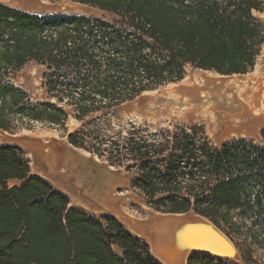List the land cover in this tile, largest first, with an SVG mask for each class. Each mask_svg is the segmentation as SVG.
<instances>
[{
  "label": "trees",
  "instance_id": "obj_1",
  "mask_svg": "<svg viewBox=\"0 0 264 264\" xmlns=\"http://www.w3.org/2000/svg\"><path fill=\"white\" fill-rule=\"evenodd\" d=\"M66 1L101 14L40 15L0 2V130L63 132L72 147L129 174L154 212L204 217L244 264L264 263V128L259 141L216 145L201 125L153 129L118 117L125 103L182 82L192 68L251 73L264 45V0ZM31 61L45 67L46 101L13 82ZM216 263L237 264L188 259ZM0 264L162 263L116 217L71 207L32 174L23 150L0 143Z\"/></svg>",
  "mask_w": 264,
  "mask_h": 264
},
{
  "label": "rangeland",
  "instance_id": "obj_2",
  "mask_svg": "<svg viewBox=\"0 0 264 264\" xmlns=\"http://www.w3.org/2000/svg\"><path fill=\"white\" fill-rule=\"evenodd\" d=\"M0 2L12 6L14 8L20 9L22 11L36 13L40 15L101 14L98 10H95L85 5H79L76 3L73 4L72 2L66 0H0ZM259 17L264 23V12L262 14H259ZM44 71V66H41L40 64L34 61H31L15 74V76L13 77V82L28 91L33 101H46L47 94L42 85ZM197 75L210 76L218 82L226 80L224 76L222 77L221 75L215 72H207L204 70L192 68L189 70L186 78L180 83H184L186 80ZM247 75H252L253 77H256L258 79L256 80V78H253L254 81L260 82L262 87V93L264 96V45L262 47V52L257 59L256 67L251 73ZM169 86L171 85L169 84L156 91L146 92L137 99L122 105L118 109V117L120 122L122 124L132 122L138 126L149 125L153 129L167 127L172 124H182L188 126L201 125L204 127L206 134L216 145H219L225 141L240 138L251 139L255 141L260 140V133L261 130L264 128V112H262V119H260L258 128H256L254 131L223 135L222 133L214 131V129L209 127L208 124L202 119L180 117L181 113L185 109V106L177 104L173 97L168 96L167 89ZM214 95L219 96L218 100H221L219 92H214ZM77 127L78 125L73 120L68 125L69 131H73ZM38 141H42L47 145L55 143L62 147V155L60 158L58 157L60 153L58 155L52 154L53 156H55L52 158H48V156H44V158H41V154L38 153L40 160L44 159L46 161H49L54 160L57 157L60 160H66V157L70 154L74 155V153L70 152L74 150L84 156L87 161L91 163L90 167L92 168V172L94 173V175H97L99 177H107V179L111 181L115 180L118 184L117 194H119L124 200V207L122 208V210L116 214H109L106 212H95L89 209H85L80 206L74 199H72L63 189L55 185L49 179L43 177L39 170V164L36 161V147L34 143ZM0 143L3 145H13L23 150L27 160L30 163L32 174L49 182L57 191L66 195L70 200L71 207L80 209L85 213L97 218H102L106 215L114 216L134 235L146 241L148 236L145 235L144 229L142 228L145 221L150 220L156 217L157 215H162L161 213H156L150 208H148L142 197L137 192L131 189L129 174H127L122 169L109 166V164H107L106 162L98 159L97 157L83 150L72 147L68 143L66 137H64L63 132L61 131L47 128L45 126H42L41 124H36L32 129L20 128L10 132L0 130ZM78 156L79 155L76 156L77 160L79 159ZM78 161L82 160L80 159ZM9 184L12 186L15 184H19V182L12 181ZM193 215L194 214L189 213V216ZM219 259L224 261H234L237 264H244L240 258V255L233 259ZM186 264H188L187 261Z\"/></svg>",
  "mask_w": 264,
  "mask_h": 264
},
{
  "label": "bare ground",
  "instance_id": "obj_3",
  "mask_svg": "<svg viewBox=\"0 0 264 264\" xmlns=\"http://www.w3.org/2000/svg\"><path fill=\"white\" fill-rule=\"evenodd\" d=\"M251 76H224L226 80L218 82L210 76L197 75L169 86L167 94L185 106L180 117L202 119L223 135L254 131L262 119L264 96L260 82ZM214 92L220 93L221 100ZM142 228L152 253L164 264H186L193 249L208 248L219 255L232 252L230 242L203 218L157 215L146 220Z\"/></svg>",
  "mask_w": 264,
  "mask_h": 264
},
{
  "label": "crops",
  "instance_id": "obj_4",
  "mask_svg": "<svg viewBox=\"0 0 264 264\" xmlns=\"http://www.w3.org/2000/svg\"><path fill=\"white\" fill-rule=\"evenodd\" d=\"M34 145L36 147V161L43 177L63 189L80 206L91 211L109 214H116L122 210L124 200L117 194L118 184L116 181L94 175L90 167L91 163L84 156L73 150L70 152L74 153L75 156L70 154L66 160H60L58 159L62 155L60 145L55 143L47 145L42 141H38ZM50 152L60 154L54 160L39 159L38 153L41 154V158H44V154ZM52 154L48 158L55 157ZM77 155H79L78 160L81 159L82 161L77 160Z\"/></svg>",
  "mask_w": 264,
  "mask_h": 264
},
{
  "label": "water",
  "instance_id": "obj_5",
  "mask_svg": "<svg viewBox=\"0 0 264 264\" xmlns=\"http://www.w3.org/2000/svg\"><path fill=\"white\" fill-rule=\"evenodd\" d=\"M162 215H182V214H162ZM189 215V214H188ZM191 217H198V218H203L205 220H207L210 224H212L214 226L215 229H217L223 236H224V239H227L230 243V245L232 246V252L230 255H219V254H216L214 252H212L211 250H209L208 248H200V249H193L190 251L189 255L187 256V263H188V259L189 257L193 254V253H202V254H206V255H210L214 258H229V259H233V258H236L238 255H239V252L237 250V248L235 247V245L232 243V241L219 229L217 228L212 222H210L208 219L204 218V217H201V216H198V215H193ZM148 242V241H147ZM149 243V242H148ZM150 245V243H149ZM151 247V245H150ZM151 252H152V249H151ZM153 254V253H152ZM154 255V254H153ZM154 257H156L154 255ZM162 264H164L158 257H156Z\"/></svg>",
  "mask_w": 264,
  "mask_h": 264
}]
</instances>
